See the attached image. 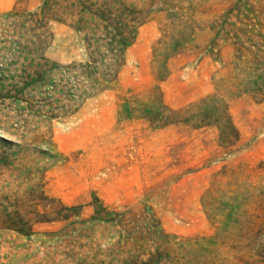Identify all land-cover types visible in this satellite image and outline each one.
Segmentation results:
<instances>
[{"label": "rangeland", "instance_id": "374dc122", "mask_svg": "<svg viewBox=\"0 0 264 264\" xmlns=\"http://www.w3.org/2000/svg\"><path fill=\"white\" fill-rule=\"evenodd\" d=\"M46 1L0 0V65ZM82 1H50L43 52L84 63L113 24L123 63L67 117L0 100V264H264V0Z\"/></svg>", "mask_w": 264, "mask_h": 264}, {"label": "trees", "instance_id": "16d2710c", "mask_svg": "<svg viewBox=\"0 0 264 264\" xmlns=\"http://www.w3.org/2000/svg\"><path fill=\"white\" fill-rule=\"evenodd\" d=\"M50 1L44 3L41 11L28 15L27 22L33 25L28 43L22 45L14 41L18 52L26 53L21 65L17 66L13 61L0 65V100L9 99V105L17 106L26 116L47 115L52 119L74 114L88 97L108 88L118 76L125 44L121 41L124 38L121 29L113 24L103 25L102 34L106 37L100 38L94 31L85 34L88 61L64 65L51 60L43 52L44 27L48 18L49 21L53 19L49 17V8L53 4ZM76 5H83L81 11L84 7L90 9L82 0H75ZM72 27L79 32L84 29L80 25ZM2 162L0 160V166ZM104 208L96 207V216L110 215Z\"/></svg>", "mask_w": 264, "mask_h": 264}]
</instances>
